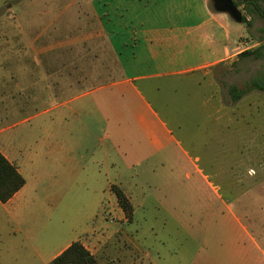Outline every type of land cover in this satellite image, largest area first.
I'll return each mask as SVG.
<instances>
[{
    "label": "rangeland",
    "instance_id": "1",
    "mask_svg": "<svg viewBox=\"0 0 264 264\" xmlns=\"http://www.w3.org/2000/svg\"><path fill=\"white\" fill-rule=\"evenodd\" d=\"M94 1L92 5L93 0H0V139L6 145L26 153L31 150L46 154L48 115L37 114L54 102L108 87L118 80V73L101 72L95 56L83 57L82 46H59L84 31L96 33L91 9L100 12L105 0ZM235 2L251 22L236 24L232 20L234 27L242 30V50L256 49L264 38V19L249 16L244 0ZM210 3L212 7V0ZM116 13L120 20L124 18L123 11ZM112 20L104 19L109 30ZM102 42L103 58L99 60L110 69L111 56L106 61L107 44ZM82 45L88 49L95 46L92 42ZM43 48L48 52L39 53ZM85 65L87 75H83ZM75 67L81 68L74 71ZM263 70L264 58H237L233 63L196 73L194 80L163 79L139 84L142 95L171 130L175 141L169 142L168 147L176 148L173 162L181 166L176 169L168 164L166 169H157L159 164L152 159L148 166L134 170L138 180L150 183V195L153 194L146 209L137 211L135 223L134 237L145 245V253L151 251L155 257L156 250L147 247L152 244L156 248L164 246L162 261L166 264H215L216 260L225 264L235 257L225 247L250 246L241 227L264 251V92L252 91L237 103L229 95L230 86L246 90ZM71 76L77 79V88L53 89L54 83H65ZM103 89L99 93L112 90ZM117 106L129 122L134 121L135 103L131 97L117 102ZM101 128L99 124L91 127L92 148L97 147ZM47 188L46 182L39 185L38 193H46ZM50 190L63 195L68 187ZM71 193L84 196L85 190L76 187ZM47 204L51 209L38 215L27 230L40 238L50 235L56 242L62 231L81 221L64 217L65 212L75 215L72 213L84 203L66 205L55 199ZM57 206H61L60 211ZM175 209L182 217L170 216ZM106 222L99 216L91 219L89 225L104 228ZM110 226L114 231L120 223L116 219ZM5 241L7 237L0 230V244ZM111 249L109 246L104 251L103 264H114ZM121 264L128 263L122 259ZM247 264H264V256L251 253Z\"/></svg>",
    "mask_w": 264,
    "mask_h": 264
},
{
    "label": "crops",
    "instance_id": "2",
    "mask_svg": "<svg viewBox=\"0 0 264 264\" xmlns=\"http://www.w3.org/2000/svg\"><path fill=\"white\" fill-rule=\"evenodd\" d=\"M91 11H94L96 33L84 31L59 46H82L83 57L95 56L101 72L118 73V80L108 87L54 102L37 114L48 115L46 154L31 150L26 153L0 139V151L26 180L25 186L9 202H0V230L7 237V241L0 244V264H51L77 241L101 264L109 246H112L114 264H121L122 259L128 264H166L162 261L164 246L156 248L147 244L149 250H156L155 258L151 251L145 253V245L134 237L137 211L146 209V202L153 197L150 183L138 180L134 170L148 166L152 159L158 162L157 169H166L168 164L176 169L181 166L173 162L176 148L168 147L169 142L175 141L171 130L142 95L139 84L163 79L194 80L196 73L233 63L244 52L240 43L242 30L234 27L227 14L211 9L210 0H105L103 10L92 8ZM116 11H123L124 18L120 20ZM105 17L113 18V30L105 26ZM101 41L107 44L106 61L107 56H111L110 69L99 60L103 58ZM89 42L95 46L88 49L82 45ZM46 52L48 50L43 48L39 53ZM76 68L81 67H75L74 71ZM83 68V75H87V66ZM76 80L71 76L65 83H54L53 89H75ZM102 88L112 90L101 94ZM126 97H131L135 103L134 121L130 122L117 106V102H123ZM96 124L102 126L101 135L97 147L92 148L90 131ZM45 182L47 192L38 193L39 185ZM56 186L68 187V192L63 195L49 192L50 187ZM112 186L119 187L130 199L134 207L132 222L120 208ZM76 187L85 190L84 196L71 193ZM55 199L66 205L75 201L84 203L72 213L75 215L65 212L64 217L81 218V221H75L62 231L56 242L50 235L40 238L27 230L38 215L51 209L47 203ZM159 200L162 202L156 199L161 203ZM60 209L61 206H57V211ZM99 216L110 225L117 219L120 226L113 231L106 222L104 228H91L89 221ZM170 216L182 217L176 209L170 211ZM149 229L154 230V227ZM241 231L242 236L250 240V246L225 247L235 255L225 264H247L254 252L264 256L260 243L245 227H241ZM215 264L223 263L216 260Z\"/></svg>",
    "mask_w": 264,
    "mask_h": 264
},
{
    "label": "trees",
    "instance_id": "3",
    "mask_svg": "<svg viewBox=\"0 0 264 264\" xmlns=\"http://www.w3.org/2000/svg\"><path fill=\"white\" fill-rule=\"evenodd\" d=\"M249 16L258 15L264 19V0H244ZM239 7L240 4L236 2ZM211 9H213L211 7ZM243 24L251 25L248 17L244 16ZM240 59L264 58V38L260 46L253 50H246L239 54ZM252 91L264 92V70L254 77L247 85L246 90H241L236 85L229 87V95L234 102L241 101ZM26 184L25 178L17 167L12 164L0 151V202H9ZM120 208L124 211L129 222L133 221L134 207L128 196L117 186H112ZM51 264H101L99 260L83 245L81 241L73 243L67 250L60 254Z\"/></svg>",
    "mask_w": 264,
    "mask_h": 264
},
{
    "label": "water",
    "instance_id": "4",
    "mask_svg": "<svg viewBox=\"0 0 264 264\" xmlns=\"http://www.w3.org/2000/svg\"><path fill=\"white\" fill-rule=\"evenodd\" d=\"M212 8L216 13L227 14L236 24H243L244 15L235 0H212Z\"/></svg>",
    "mask_w": 264,
    "mask_h": 264
}]
</instances>
